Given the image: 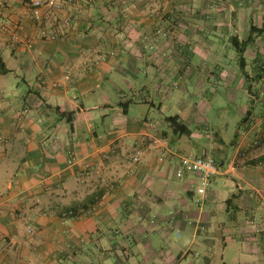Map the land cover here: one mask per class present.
<instances>
[{
    "label": "crops",
    "instance_id": "obj_1",
    "mask_svg": "<svg viewBox=\"0 0 264 264\" xmlns=\"http://www.w3.org/2000/svg\"><path fill=\"white\" fill-rule=\"evenodd\" d=\"M31 1L0 0V264H264V0Z\"/></svg>",
    "mask_w": 264,
    "mask_h": 264
},
{
    "label": "built area",
    "instance_id": "obj_2",
    "mask_svg": "<svg viewBox=\"0 0 264 264\" xmlns=\"http://www.w3.org/2000/svg\"><path fill=\"white\" fill-rule=\"evenodd\" d=\"M65 1L66 0H32L30 2V6L32 8L33 15L38 20H40L43 16L42 9L44 6H49L50 8H60ZM43 35H47L46 30H43ZM13 38L18 42L26 44L28 47L33 46V40L31 38L24 37L17 32L13 34ZM156 142H159V139H156ZM134 159L138 162L141 160V151H139L134 156ZM70 162H75V158H72ZM220 169L221 168L218 160L212 155L201 154L181 156V161L178 166V172L184 173L185 171L190 170L198 174L200 179V183L197 188L198 194L194 198L195 204L204 203L212 184V178L220 171Z\"/></svg>",
    "mask_w": 264,
    "mask_h": 264
},
{
    "label": "rangeland",
    "instance_id": "obj_3",
    "mask_svg": "<svg viewBox=\"0 0 264 264\" xmlns=\"http://www.w3.org/2000/svg\"><path fill=\"white\" fill-rule=\"evenodd\" d=\"M232 65H236L237 64H232ZM238 70L240 71L239 67ZM240 79L237 80L236 85L237 87H240V83H241V78H244V76L242 75V73H239ZM5 78V76L3 77ZM222 91L224 89H221ZM241 90V88L239 89ZM208 96L213 97L211 100V108H210V112L208 114L209 118H212L213 120H215V122L219 125H224L223 126V136L225 138V140L227 141V145L229 147H231V139L234 138L235 133H236V127L235 124H233V119L235 118V112L238 108V104H233V103H227L225 106V109H221L220 106L221 104H219L218 99H221L218 93H213V92H206ZM240 100L237 99V103H239ZM227 122L229 123L227 125ZM229 223H231V215L229 217ZM239 247H232L231 242H230V247L228 248V264H240L241 261H244L243 256L240 255L241 252L239 251V249H237Z\"/></svg>",
    "mask_w": 264,
    "mask_h": 264
},
{
    "label": "trees",
    "instance_id": "obj_4",
    "mask_svg": "<svg viewBox=\"0 0 264 264\" xmlns=\"http://www.w3.org/2000/svg\"><path fill=\"white\" fill-rule=\"evenodd\" d=\"M250 42V40H247V41H238V40H236V49H237V51L240 53V55H241V61L243 60V58H244V53H245V51H246V46H247V44ZM243 64V67H244V63H242ZM8 71H10V69L9 68H7V66H6V63L4 62V60L1 58V56H0V72H2V73H6V72H8ZM245 74H246V72H244ZM168 121L169 122H171L174 126H175V128L178 130V125H180L181 124V126H184L183 127V129H185V130H183V132L182 133H186L187 132V127L185 126V125H183V123H181V121H180V117L179 116H177V115H174V116H169L168 118ZM262 159H264V156L262 157ZM72 212H74L73 210H72Z\"/></svg>",
    "mask_w": 264,
    "mask_h": 264
}]
</instances>
